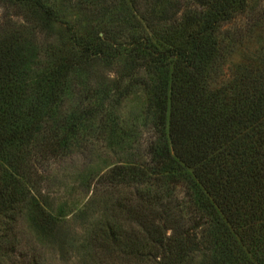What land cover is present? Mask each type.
<instances>
[{
  "label": "trees",
  "instance_id": "16d2710c",
  "mask_svg": "<svg viewBox=\"0 0 264 264\" xmlns=\"http://www.w3.org/2000/svg\"><path fill=\"white\" fill-rule=\"evenodd\" d=\"M59 2L0 0V213L54 237L24 169L94 138L130 156L77 215L111 199L91 234L105 264H264V59L228 63L245 36L221 31L248 15L252 35L264 0Z\"/></svg>",
  "mask_w": 264,
  "mask_h": 264
},
{
  "label": "rangeland",
  "instance_id": "374dc122",
  "mask_svg": "<svg viewBox=\"0 0 264 264\" xmlns=\"http://www.w3.org/2000/svg\"><path fill=\"white\" fill-rule=\"evenodd\" d=\"M54 1V7L58 10L65 8L61 6V0ZM7 11L11 12L8 7L0 6V22L4 15L9 14ZM183 11L181 10L179 15ZM10 15V20L16 27L32 26L26 24L22 17L14 18L12 13ZM253 17L257 19L258 15ZM249 21L248 15H238L221 29L226 34L245 36V43L232 54L228 61L230 64L247 59L253 61L259 56L264 59V25L258 26L249 36L245 33ZM42 36H38L40 44L44 43ZM51 41L54 42L55 38ZM90 74H103L111 80L114 77L113 68L102 63L92 68ZM139 105L138 99L132 100L130 107L124 112L131 113V110L134 111ZM129 159L127 153L115 156L105 147V143L97 142L94 138L80 141L79 146L63 156L42 154V151L33 154L31 167L24 169L26 187L40 205L52 212L57 221H61L60 230L54 237L43 236L33 224L29 212L22 211L20 214H13L14 216L0 213V264H105L104 256L96 251L91 242V234L98 223L110 219L108 207L111 199L100 197L99 200L104 199L100 207L108 201L107 210H102L91 218L78 220L77 215L91 198L97 179L115 164ZM96 207L95 211H98L99 208ZM108 264L115 263L109 261Z\"/></svg>",
  "mask_w": 264,
  "mask_h": 264
}]
</instances>
